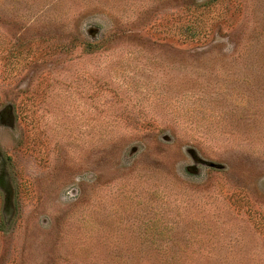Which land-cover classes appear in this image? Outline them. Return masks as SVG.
Here are the masks:
<instances>
[{"label": "rangeland", "instance_id": "obj_1", "mask_svg": "<svg viewBox=\"0 0 264 264\" xmlns=\"http://www.w3.org/2000/svg\"><path fill=\"white\" fill-rule=\"evenodd\" d=\"M0 264H264V0H0Z\"/></svg>", "mask_w": 264, "mask_h": 264}]
</instances>
